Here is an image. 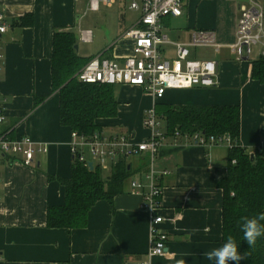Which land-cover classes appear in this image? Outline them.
Returning <instances> with one entry per match:
<instances>
[{
    "label": "crops",
    "instance_id": "obj_1",
    "mask_svg": "<svg viewBox=\"0 0 264 264\" xmlns=\"http://www.w3.org/2000/svg\"><path fill=\"white\" fill-rule=\"evenodd\" d=\"M100 1L99 11L128 0H114L111 6ZM256 1L264 9V0ZM251 2L186 0L182 16L164 18L163 32L173 42H187L198 30L215 33L217 48L192 49L190 57L216 62V85L168 90L157 103L139 87L115 86L118 115L100 119L101 132L125 133L140 142L149 136L143 123L153 106L156 112L162 105L238 106L240 146L251 155L263 148L264 84L253 77L263 49L257 45L243 59L234 51L242 8L251 7ZM0 6L9 26L1 37L5 66L0 106L6 114L5 127L13 139L30 137L48 146V152L37 154L31 166H25L21 157L0 164V264H176L180 259L186 264H215L205 253L224 242L221 182L228 176L230 147L226 143L202 146L189 136L168 135L158 112L165 133L158 154L152 158L144 152L125 159L128 176L120 193L111 201H98L89 211L85 227L47 226L48 209L65 202L62 180L70 179L74 164L72 131L61 124L59 96L53 89L54 34L74 33L78 28L74 34L79 40L80 31H92L79 29L83 16L91 11L88 0H0ZM129 29L114 40L109 59L122 61L133 54V43L122 38ZM162 49L163 56L175 63L173 47L164 45ZM98 56L105 55L90 58ZM118 164L99 167L106 183ZM152 169L163 190L160 227L169 236L161 256L149 255L151 215L141 209L143 194L131 193L133 181L148 186ZM146 192L144 188L142 193Z\"/></svg>",
    "mask_w": 264,
    "mask_h": 264
},
{
    "label": "built area",
    "instance_id": "obj_2",
    "mask_svg": "<svg viewBox=\"0 0 264 264\" xmlns=\"http://www.w3.org/2000/svg\"><path fill=\"white\" fill-rule=\"evenodd\" d=\"M129 9L139 12L141 17L137 24L123 34V40L133 43V54L122 61L92 58L78 73L79 81L86 84L129 85L143 89L150 95L154 103L163 99L168 90L190 88H211L216 85L217 64L213 60L192 59L191 50L217 48L216 35L213 31H194L187 42H173L163 32L162 21L166 17H180L186 0H128ZM111 6L114 0H102ZM100 0H88V10L97 12ZM238 22L234 51L240 59L249 57L255 46H262L264 58V9L261 4L252 0L251 7L242 8ZM0 6V80L5 66L1 37L7 32L8 25ZM79 40L83 43L93 42L92 31H80ZM173 47L175 63L163 56V46ZM144 127L149 132L146 140L135 141L125 133L106 135L102 132L91 138L72 132L71 152L74 159L88 167L90 160L86 151L93 155L94 167L107 169L112 164L148 152L154 158L165 140L159 116L155 106L148 109L144 117ZM6 114L0 106V164L10 163L21 157L25 166H31L37 154H46L48 146L38 143L30 137L13 139L10 129L6 128ZM180 136L179 132L175 133ZM193 142L202 146L226 143L230 148L234 142L229 135L220 138H205L200 134L191 137ZM166 174V173H165ZM148 186L138 181L131 182L132 194H143L141 209L151 215L150 256H161L166 252L168 234L161 229L164 219L159 214L162 208L163 190L158 185V176L150 171L147 176ZM1 184V179H0ZM147 188L146 193L142 190ZM147 264V263H146Z\"/></svg>",
    "mask_w": 264,
    "mask_h": 264
},
{
    "label": "trees",
    "instance_id": "obj_3",
    "mask_svg": "<svg viewBox=\"0 0 264 264\" xmlns=\"http://www.w3.org/2000/svg\"><path fill=\"white\" fill-rule=\"evenodd\" d=\"M78 38L72 32H56L53 40L52 82L60 104L61 124L91 138L100 133V119H112L118 115L119 102L115 86L86 84L77 75L92 59L79 56L75 50ZM253 77L264 84V58L254 64ZM166 123L167 134L179 132L181 136L200 134L205 138L231 136L228 176L221 182L224 191L223 241L231 235L247 258L240 264H264V237L249 247L240 230L242 217H254L264 213V147L251 152L239 144L241 115L238 106H179L162 105L157 109ZM128 176L124 160L115 168L111 180L106 183L102 170L93 171L74 159L72 175L62 180L65 186V202L50 207L47 214L49 228L80 229L86 226L88 213L101 200L111 201L120 193ZM108 184V188L107 185ZM264 223V222H262Z\"/></svg>",
    "mask_w": 264,
    "mask_h": 264
},
{
    "label": "rangeland",
    "instance_id": "obj_4",
    "mask_svg": "<svg viewBox=\"0 0 264 264\" xmlns=\"http://www.w3.org/2000/svg\"><path fill=\"white\" fill-rule=\"evenodd\" d=\"M129 5V1H127V3L119 1L118 5L113 9L102 7L99 12H88L86 16H83L79 29L92 30L94 41L93 43H83L78 40L79 56L88 59L99 53H104L105 56H102V59H109L108 56L111 54L109 48L114 40L120 36L124 30L135 25L140 18V14L130 10ZM77 32L78 28L75 29L74 33L76 34ZM86 157L89 158L90 161L94 160L93 155L90 154L88 150L86 151Z\"/></svg>",
    "mask_w": 264,
    "mask_h": 264
},
{
    "label": "clouds",
    "instance_id": "obj_5",
    "mask_svg": "<svg viewBox=\"0 0 264 264\" xmlns=\"http://www.w3.org/2000/svg\"><path fill=\"white\" fill-rule=\"evenodd\" d=\"M240 230L243 233V240L249 247H254L257 240L264 237V213H260L254 217H242ZM209 261H214L215 264H240L247 258V254L239 251V245L235 238L231 235L227 236L222 246L213 248L205 253ZM176 264H186L184 259L176 261Z\"/></svg>",
    "mask_w": 264,
    "mask_h": 264
},
{
    "label": "water",
    "instance_id": "obj_6",
    "mask_svg": "<svg viewBox=\"0 0 264 264\" xmlns=\"http://www.w3.org/2000/svg\"><path fill=\"white\" fill-rule=\"evenodd\" d=\"M75 50H76V52L78 53V51H79V47H78V45L75 46ZM252 157H253V155H252ZM88 167H89V169H90L91 171H93V170H94L93 162H89V163H88Z\"/></svg>",
    "mask_w": 264,
    "mask_h": 264
}]
</instances>
